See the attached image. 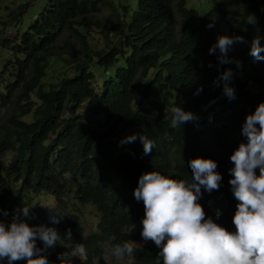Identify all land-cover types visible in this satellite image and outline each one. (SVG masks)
Listing matches in <instances>:
<instances>
[{
    "label": "trees",
    "instance_id": "1",
    "mask_svg": "<svg viewBox=\"0 0 264 264\" xmlns=\"http://www.w3.org/2000/svg\"><path fill=\"white\" fill-rule=\"evenodd\" d=\"M31 1L18 5L19 13L11 19L18 20ZM96 1L46 0L33 21L6 45L14 58L3 66H11V81L0 85V114L12 102L15 107L0 124V153H11L7 162L0 159V207L6 213L0 219L10 223L19 210L30 205L33 218L27 222L56 227L62 237L51 248L49 261L60 264V254L82 245L81 264H93L107 244L144 241V204L134 198L142 174L159 171L173 179L190 180L188 161L203 157L217 162L216 171L223 179L219 190L210 194L202 188L199 203L207 217L235 232L232 220L238 201L229 184L233 178L229 170L234 167L230 157L246 142L241 134L246 116L264 101V61L249 55L256 36L264 45V0H209L211 8L201 15L185 7V0H136L134 9L129 3L120 5L127 16L121 21L119 42L84 52L72 75H62L42 88L41 78L47 59L54 57L52 45L58 35L68 29L82 36L79 29L100 26L88 15ZM250 15L255 17L254 24L247 22ZM220 35L244 38L228 53L232 63L219 64L218 49L209 54ZM119 59L123 65L116 66L101 82L100 91H95L90 64L107 70ZM229 68L233 76L228 83L236 93L231 101L223 93L221 79ZM31 94L38 104L32 119L25 121L21 117L33 105ZM174 106L191 111L198 121L173 128ZM118 125L153 140L151 154H144L139 139L117 153L104 145ZM64 176L77 183L73 191L77 202L92 204L98 215L96 230L84 237L78 215L63 198ZM40 193L53 198V204L46 206L66 214L59 224H51L53 212L48 207L30 204L32 196ZM69 230L71 239L64 238ZM37 246L43 248V242L37 240ZM159 252L154 242L147 241L136 248L132 264H163Z\"/></svg>",
    "mask_w": 264,
    "mask_h": 264
},
{
    "label": "clouds",
    "instance_id": "2",
    "mask_svg": "<svg viewBox=\"0 0 264 264\" xmlns=\"http://www.w3.org/2000/svg\"><path fill=\"white\" fill-rule=\"evenodd\" d=\"M247 22L254 24L255 17L250 15ZM212 26L208 25L209 28ZM243 40L242 36L220 35L209 54H215L218 49L219 64L232 63L228 53ZM249 55L256 61H264L260 36L252 40ZM235 63L237 67L241 66L238 60ZM232 76L229 68L221 77L223 93L230 101L236 98L235 89L228 83ZM201 91L202 87L197 93ZM198 119L194 113L179 106L171 108L173 128ZM241 134L246 142H241L234 150L230 157L234 167L229 170L233 177L229 181L231 191L238 201L232 220L235 232H229L207 217L199 203L202 188L209 194L220 188L223 177L216 171L215 160L197 157L188 161L192 171L190 180L173 179L159 171L146 172L139 177L134 198L144 204L141 236L145 242L152 241L160 249L158 255L163 258V264H264V101L246 116ZM137 139L143 143L144 154H151L155 142L145 135L126 136L120 144L134 143ZM43 206L53 212L49 217L53 225L59 224L66 215L55 207ZM31 207L25 205L10 223L0 219V262L7 260L8 264H14L26 260L27 264H54L45 253L62 237L56 227L30 225L27 221L33 218ZM0 215L6 213L0 209ZM64 238L71 239L70 230ZM37 240L43 242V248L37 246ZM137 245L135 241H125L106 248L105 252L132 264ZM78 251L84 254L82 245ZM73 256H77V250L62 253L58 259L60 264H73Z\"/></svg>",
    "mask_w": 264,
    "mask_h": 264
},
{
    "label": "rangeland",
    "instance_id": "3",
    "mask_svg": "<svg viewBox=\"0 0 264 264\" xmlns=\"http://www.w3.org/2000/svg\"><path fill=\"white\" fill-rule=\"evenodd\" d=\"M26 0H0V78L1 84L5 81L10 82L9 72L11 66L9 65L4 69V64L6 61H13L14 55L10 48L6 47L11 41L15 40L18 32L25 29L35 18L40 9L44 6L46 0H32L18 16V20H12L11 15L13 13H19L17 6L24 4ZM130 5L131 9L135 8L136 0H97L95 3V8L91 9L88 13L89 18L93 22H99L100 26L90 25L86 30L79 29V34L68 29L63 30L55 40L52 45L54 51V57L47 59V65L45 68L44 76L41 78V86L46 89L50 85H53L62 75H72L74 73V64L79 60L84 58V52L91 53L92 51L105 48L106 45H114L119 42L123 21L127 14L122 12L121 6L123 4ZM185 7L193 8L197 11L198 15L211 8V3L209 0H185ZM117 16V17H116ZM174 27L178 26V16L177 13L173 16ZM221 28H225L223 23ZM217 38L214 40L213 45L216 43ZM13 43V42H11ZM5 45V46H3ZM201 58H205L202 55ZM91 65V71L93 77L91 79L92 88L99 92L101 82L113 73V69L116 66L123 65L122 59H119L115 64L103 70L100 67ZM4 69V70H3ZM2 86V85H1ZM30 100L33 101L30 111L21 117L22 120L30 121L33 117V108L38 104L37 99L33 94L30 95ZM25 103V102H24ZM15 107L14 103L8 104L0 114V124L5 121V118L12 112ZM83 108H80V111ZM92 118V117H91ZM2 129L0 128V136ZM132 130H121L118 125L112 132L111 135L107 136L104 141V145L107 147L110 145L111 150L114 153L119 152L122 146L128 144H120V141L126 136L133 135ZM10 151L4 150L0 153V159L5 163L8 161L10 156ZM64 200L68 208L76 213L79 217L80 225L82 227L81 237L86 236L88 233L96 230L95 225L98 220L97 212L92 204H80L73 197V191L77 186V183L72 182L68 176H64ZM31 205L38 204L52 205V196L44 193H40L32 196ZM0 209H2L0 207ZM1 216V215H0ZM134 226L130 227L132 229ZM140 247L145 241L136 242ZM111 247L109 244L106 248ZM136 247V248H137ZM52 247L46 250V255L48 256ZM79 247L75 248L77 250V256L72 257L73 264H81L83 254L81 255L78 251ZM133 261V259H132ZM93 264H127V259L117 260L116 258L106 254L104 251L100 256L94 259Z\"/></svg>",
    "mask_w": 264,
    "mask_h": 264
}]
</instances>
